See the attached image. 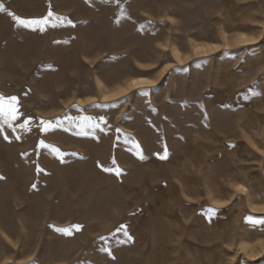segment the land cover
<instances>
[{"label": "rangeland", "instance_id": "1", "mask_svg": "<svg viewBox=\"0 0 264 264\" xmlns=\"http://www.w3.org/2000/svg\"><path fill=\"white\" fill-rule=\"evenodd\" d=\"M0 4V264H264V0Z\"/></svg>", "mask_w": 264, "mask_h": 264}, {"label": "snow or ice", "instance_id": "2", "mask_svg": "<svg viewBox=\"0 0 264 264\" xmlns=\"http://www.w3.org/2000/svg\"><path fill=\"white\" fill-rule=\"evenodd\" d=\"M0 11H4L3 5L0 4ZM9 15L12 16L13 20L20 26L26 28V29H30L32 31H45L46 26L50 23V19L54 17V13L50 10L47 15L40 17V18H31V19H22L21 17L14 15L12 13H9ZM56 20H60L63 21L64 18L62 17H54ZM69 23H71L69 21ZM53 27H55V24L52 25ZM197 51H200V49H197ZM261 79H264V77H261ZM143 84H147V85H151L152 82L151 81H133V85L136 86L137 88H139L140 85ZM18 98L16 96H11L8 98L3 97L2 95H0V115H4L5 116V122L8 121V119L10 118L11 120H17L21 113L19 112V108H18ZM77 118H73L70 116H65L63 118H57V121L55 123H53L52 121H46L41 119L39 121V130L42 133H48L51 129H55V128H60L63 127V122L64 120H68L69 123L74 122V120ZM80 120V124L78 125L79 128L84 129L85 127H89V128H97L100 127V125L93 120L91 117H79L78 118ZM103 119V118H101ZM31 122V117H29L28 119H25L23 124L20 125L21 128H25L27 127ZM84 134H88V133H84ZM19 138V137H17ZM5 139H7V137H5ZM40 146L44 147V148H49L51 149V151L53 153H55L60 159L61 161H63V158L65 155H67V153H63L60 151L59 148H56L52 145H48L45 144V142L43 140L40 141ZM257 151H259V149H257ZM74 155V154H73ZM161 158L166 159V155L162 156ZM105 171H112V169H105ZM117 174H119V170H117ZM2 178V177H0ZM36 186L33 185V188H35ZM237 192H246L247 189H245L243 186L238 185L236 188ZM208 215L209 216H215L216 215V210L215 209H208ZM246 219L248 220H252L253 218L251 216L247 217ZM254 223L256 221H253ZM49 227H54L52 225H50ZM83 226L80 224H75L72 225L71 228L69 229H60V228H55V231L60 232L64 235H68L71 236L72 235V231H80L81 228ZM123 233V235L125 237H127V239L129 241L132 240V237L128 235V231H127V226L124 224H121L116 230L115 232L111 233L109 236H102L100 237V240L104 242V245L102 246V250L104 251H108L110 253V248L108 247V242L111 239V237H114L117 235V233ZM119 242V241H118ZM31 264H38V261L33 260L31 261Z\"/></svg>", "mask_w": 264, "mask_h": 264}]
</instances>
